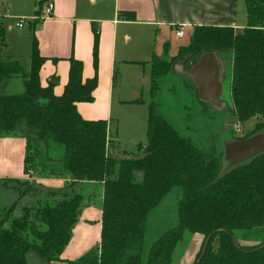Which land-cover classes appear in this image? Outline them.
I'll return each instance as SVG.
<instances>
[{
  "label": "trees",
  "instance_id": "trees-1",
  "mask_svg": "<svg viewBox=\"0 0 264 264\" xmlns=\"http://www.w3.org/2000/svg\"><path fill=\"white\" fill-rule=\"evenodd\" d=\"M39 2L43 4V0ZM245 3L247 24L243 30L197 25L189 44L182 46L176 57H154L150 90L152 97L156 96L160 78L171 73L178 61L189 65L185 68L189 72L204 53L221 58L228 52L232 61L229 111L242 123L259 119L247 138L264 130V0ZM38 22L35 18L31 27ZM94 35L97 71L99 31ZM32 39L28 73L18 60L5 61L0 53V86L14 77H21L25 85L17 94L0 93V136L26 139V174H34L28 163L34 159L29 153L35 145L41 152L40 172L66 176L69 182L50 191L30 181H18L26 185L24 189L13 186L20 197L0 213V264H34L32 260L45 264H174L173 254L186 233L204 237L195 264L209 236L207 252L199 264H264V238L259 246L251 247L241 245L236 235L237 231L264 226V152L219 177L223 156L201 149L176 129L159 114L152 98L148 140L139 154L149 155L119 161L109 148L108 121L86 119L77 108L80 102L94 101L97 72L84 80L82 61L71 57L64 93L55 95L52 86L40 83L45 58L34 31ZM84 185L103 190L101 246L77 260H65L61 256L86 203L80 190ZM174 187L183 192L179 222L153 243L144 259L148 215ZM31 196L39 199L20 204L22 198Z\"/></svg>",
  "mask_w": 264,
  "mask_h": 264
},
{
  "label": "crops",
  "instance_id": "crops-1",
  "mask_svg": "<svg viewBox=\"0 0 264 264\" xmlns=\"http://www.w3.org/2000/svg\"><path fill=\"white\" fill-rule=\"evenodd\" d=\"M16 1L18 7L10 0H4L8 2L6 13L9 10L15 12L14 15L4 16L7 19L25 17L30 25L40 0ZM50 2L53 3L51 16H46L42 24L33 27L40 54L45 58L40 70V83L43 87L52 86L55 95H62L69 79L71 57L82 61L84 80L93 78L97 72L99 83L94 91V101L80 102L77 108L86 119L108 121L109 148L118 154L141 152L147 144L151 101L146 95L151 88L150 72L154 57L165 60L176 57L180 48L189 44L197 25L230 26L241 31L247 24L245 0H43L42 12ZM179 29L183 30L182 36L176 35ZM95 30L99 31L97 71L93 54ZM180 39L185 42L183 45L178 44ZM28 54L31 58L32 46ZM199 63L197 68L187 73L184 70L188 81L192 80L198 89V105L202 107L200 110L195 106L196 112L188 116V127L194 119L208 117L209 113L204 111L206 102L222 109L221 58L213 53L206 54L202 55ZM181 67L178 66V69ZM25 69L28 73L30 61ZM21 90H25L21 77H14L0 86V93L3 94H17ZM114 108H133L134 129L125 134L133 140L123 141L119 137L115 128L116 118L112 115ZM134 110L142 112V115ZM218 114L222 118V113ZM212 115L209 114V117ZM26 154L25 138L19 135L0 136L1 186L17 191L10 181L37 180L38 186L50 189H62L68 184L66 176L44 172L26 174ZM93 188L91 185L80 187L86 203L62 259L77 260L101 246L103 190L98 187L94 191ZM34 262L44 264L39 260ZM50 264L64 263L55 261Z\"/></svg>",
  "mask_w": 264,
  "mask_h": 264
},
{
  "label": "rangeland",
  "instance_id": "rangeland-1",
  "mask_svg": "<svg viewBox=\"0 0 264 264\" xmlns=\"http://www.w3.org/2000/svg\"><path fill=\"white\" fill-rule=\"evenodd\" d=\"M10 1L14 6L15 4L17 6L16 0ZM7 3L8 2H4V0H0V14L2 15V18L0 19V21L2 22V24L0 25V50L3 51L1 54L5 61L18 60L22 66H25L30 61V56L28 53H30L31 51L33 40L32 35L34 29L31 27V25H29L28 19H24L25 17L15 18V16H13L12 18L7 19L6 16H4L5 14L9 16L15 14V12H12L10 10L8 13H6V9H8ZM19 3L21 4V2H18V4ZM37 6L38 7L36 11L34 12V15L36 17L34 16V18H39V22L37 23V25L39 26V24H42L44 22V18H46V15L44 13V10L42 12L43 4L38 1ZM20 20H25L23 27L18 26V22ZM10 24L12 25L10 26ZM182 41L183 39H180L178 44L181 43L183 45L185 42ZM222 54L224 55L221 57L222 70L220 75L221 81L223 83V92L221 96L222 109L220 110L218 109V106L206 102L207 108H205L204 111L206 113L213 114L211 117H209V114L208 117L205 118L198 117L194 119L193 124L191 123V127H188V116L194 111L196 112L195 106H198L200 110H202V107H199L198 105V89L196 88L192 80L188 81V79L186 78V69H188L189 65L186 64V66H184L182 61L177 62L174 70L171 73L169 72L160 78V87L156 96L152 97V93L150 90L149 94H147L146 97L150 101L152 100V98H155L154 101L158 104L159 114L164 116L172 125H174L176 129L184 133L186 136L190 137L193 142L197 144L201 149L205 151H213L216 152V155L223 156L222 152L224 151L225 141L243 139L244 137H246V135H249L254 131L256 123L259 119L256 117L252 118L246 123H242L238 121L236 117L229 111L228 106L231 104L232 61L228 52H224ZM178 66H182L183 68L181 67V69L179 70ZM184 70L186 73L184 72ZM18 92L20 91H17V93ZM21 92H23V90H21ZM132 109L133 108H114L113 110L112 115L116 118L115 128L118 129V133L120 135L119 137L123 139V141L133 140V138H129L125 135L126 133H130L134 129ZM136 113L142 115V112ZM218 113H222V118L219 117L220 115ZM198 120L199 122H197ZM113 131L115 132L114 128ZM136 133L137 135L139 134L138 129ZM145 133L146 132H144V136ZM262 146H264L263 138H259L257 135L255 137L250 135L244 140L242 144L236 147L237 150L235 152L237 154L244 153L253 149L257 150V147ZM114 147H116V145ZM58 153L60 154V152ZM139 154L140 152L130 155ZM40 155V150H38V148H35V145H33L30 148L29 156L34 159L30 163H28V165L31 168L30 171L37 175L40 174V165L38 164ZM251 158L252 157L249 156L243 161L248 162ZM30 182H33L34 185L36 184V186L38 187L37 180ZM10 184L14 185L17 189H24V187L26 186L20 184L19 182L10 181ZM1 185L2 184L0 182V213L3 212L8 207V205L10 206L13 202H17V199L20 197V193L18 190L15 191L12 187ZM49 189L50 188H44V190L50 191ZM182 196L183 192L180 187L172 188V190L160 202V204L152 209L149 213L146 222V236L143 250L144 259H147L153 243L167 230L178 224V204ZM15 197H17V199ZM35 199V196H31L30 198H22L20 204H32L35 202ZM10 200L11 202L8 203ZM236 235L239 238V243L243 246H259L264 238V226L253 229L251 231H237ZM203 244L204 237L202 235L195 234L191 237L189 233H186L184 239L178 244L173 254V263L195 264L198 255L203 247ZM214 244L215 246H218V240H216ZM32 263L36 264L34 260H32Z\"/></svg>",
  "mask_w": 264,
  "mask_h": 264
},
{
  "label": "water",
  "instance_id": "water-1",
  "mask_svg": "<svg viewBox=\"0 0 264 264\" xmlns=\"http://www.w3.org/2000/svg\"><path fill=\"white\" fill-rule=\"evenodd\" d=\"M206 54H212V53H204L203 55H206ZM199 64L200 63L198 62L192 69L197 68V66ZM256 135L259 138H263L264 139V130L259 131V132L255 133V134L251 135V136L255 137ZM245 139H241V140L234 139V140L225 141L224 151H223V159H222V169H221V173H220L219 177L224 175L230 169H232V168H234V167H236L238 165L247 163V162L243 161L245 158L251 156L252 158L249 160V161H251L254 157H256L259 154L264 152V146H262V147H257L258 148L257 150L253 149V150L248 151V152L238 153L237 154L235 152L237 150L236 147L239 146L240 144H242ZM112 153H113L114 158H116L119 161L120 160H139V159H143L147 155H149V153H144V154H141V155L118 154V153H115V152H112ZM139 177L143 178L144 177V173L143 172L139 173ZM210 240H211V236H209L207 238L206 242H205L202 254H201V256H200V258L198 260V264L201 262V260L203 259L204 255L206 254L208 246H209V243H210ZM234 240L237 243L238 247H240L238 242H237V240H236V238H234ZM263 247H264V245L262 246V248Z\"/></svg>",
  "mask_w": 264,
  "mask_h": 264
},
{
  "label": "built area",
  "instance_id": "built-area-1",
  "mask_svg": "<svg viewBox=\"0 0 264 264\" xmlns=\"http://www.w3.org/2000/svg\"><path fill=\"white\" fill-rule=\"evenodd\" d=\"M52 11H53V3L50 2V3L46 6V8L44 9V13H45L46 16H50V15L52 14ZM24 23H25L24 20H20V21L18 22V26H19V27H23V26H24ZM176 35H177V36H182V35H183V30H182V29H179V30L176 32Z\"/></svg>",
  "mask_w": 264,
  "mask_h": 264
}]
</instances>
